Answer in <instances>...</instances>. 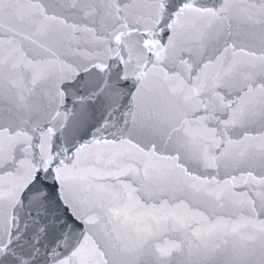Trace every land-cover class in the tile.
<instances>
[{
  "label": "snow or ice",
  "instance_id": "1",
  "mask_svg": "<svg viewBox=\"0 0 264 264\" xmlns=\"http://www.w3.org/2000/svg\"><path fill=\"white\" fill-rule=\"evenodd\" d=\"M0 264H264V0H0Z\"/></svg>",
  "mask_w": 264,
  "mask_h": 264
}]
</instances>
